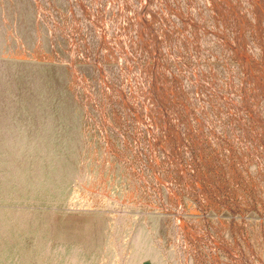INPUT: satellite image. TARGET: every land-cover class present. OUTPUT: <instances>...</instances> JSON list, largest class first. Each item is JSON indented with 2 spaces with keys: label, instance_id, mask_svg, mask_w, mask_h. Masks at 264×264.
Listing matches in <instances>:
<instances>
[{
  "label": "rangeland",
  "instance_id": "obj_1",
  "mask_svg": "<svg viewBox=\"0 0 264 264\" xmlns=\"http://www.w3.org/2000/svg\"><path fill=\"white\" fill-rule=\"evenodd\" d=\"M43 1L30 0L42 2V16L34 9L37 31L21 38L20 24L4 12L17 1L0 0V58L62 72L77 106L76 165L61 174L57 190L37 191L29 202L0 201L8 211L2 220H26L8 234L28 236L0 240V264H264V81L249 68L264 61V0L196 7L173 0L158 17L144 11L145 0H83L88 25L69 31L67 41L60 36L71 14L59 0ZM233 8L258 27L250 34L253 61L243 53ZM163 21L173 22L180 38L213 34L226 54L196 59L201 70L192 91L177 83L193 58L170 30L160 31ZM75 42L84 46L66 62ZM218 92L229 98L227 116L217 110ZM163 95L181 120L166 118ZM254 107L261 117H253ZM3 157L0 150V186Z\"/></svg>",
  "mask_w": 264,
  "mask_h": 264
},
{
  "label": "bare ground",
  "instance_id": "obj_2",
  "mask_svg": "<svg viewBox=\"0 0 264 264\" xmlns=\"http://www.w3.org/2000/svg\"><path fill=\"white\" fill-rule=\"evenodd\" d=\"M16 1L17 4L14 7L8 6V9L4 12L9 14L13 21L20 24L18 36L24 38L36 33L37 28L34 27L33 17L35 15V19H37V13L42 16L43 4L42 2H36L37 5L33 4V6L30 0ZM180 1L185 5L192 4L195 7L204 2V0ZM205 1L208 2L211 0ZM25 2L28 3V6L25 5ZM44 2L48 5L47 0H44ZM172 3L173 0H166L164 2L145 0L144 11L153 17H158L161 12L168 8L171 9L173 7L171 6ZM59 5L67 14H71V26L63 33L64 37L62 35L60 36L61 39L67 41L66 34L73 28H86V25H88V14L85 10L83 0H59ZM73 7H77V9L75 8L76 10L72 11L71 8ZM34 9L37 10V13ZM231 11L232 21L237 20L236 28L239 38L243 41V53L253 61L250 56H254L255 54L256 39L251 38L250 34L253 31H257L258 27L251 20V17L239 15L236 8H233ZM1 17L2 15L0 14V20ZM24 19H29V24H23ZM158 27L161 29L160 31L164 29L170 30L177 40L175 43L180 52H188L193 58L192 62L182 71L181 81L177 83L179 87L186 86L191 91L193 90V80L200 74L201 70L200 64L199 62L197 64L198 60H196L198 57H202L203 59H211L213 57L223 59L226 57L222 46L214 39L213 34L201 36L197 33H190L185 39V37L180 38V35H176L178 33L177 27L173 22L163 21ZM48 29L50 35L55 33L51 27ZM150 40H152V36H150ZM83 46L81 42L70 44V52L68 53L66 62L71 63L73 57L78 52L77 50ZM104 53L110 56V49L108 47L105 48ZM244 66L248 67V65ZM249 68L258 72L255 77L259 81H264V61L261 63L253 61V63H249ZM57 69L55 64L41 66L40 64L32 62L25 63L0 58V139L3 140L2 143L0 142V150L4 153L3 159L7 161V172L0 186V201L29 202L32 201L29 199L31 198L30 196L37 191L43 189L57 190L61 174L68 173V170H73L76 165L74 158L78 147V136L76 134L78 123L74 122L77 117L75 116L73 108L77 106L69 103V92L66 86H64L65 78L61 71L57 73ZM229 73L233 77L238 74V70H231ZM245 76L247 79L252 80L253 74L251 76L245 74ZM231 79L229 78V80ZM110 81L111 79L104 74V85L109 87L111 85ZM206 84L212 92L218 91L216 83H212L206 79ZM218 94L216 95L218 96ZM219 96L216 103L217 110L221 111V116H227L226 111L223 110V106L229 103V98L221 94V92ZM163 99L166 106V118L181 120L182 116L179 111L169 104L166 96L163 95ZM214 112L211 111L210 115L212 116ZM252 115L254 118L261 117L260 108L254 107L252 109ZM79 182L81 183V181ZM10 196H14L13 198L15 200L10 198ZM0 212L8 213L7 210ZM9 215L15 216L13 219L2 220L3 218H0V240L5 237L8 239L27 238L28 236L19 235V232L13 233L12 235L8 234L10 233L9 229L11 226H23L26 221L24 219H17L18 214ZM20 242L17 240V243ZM135 243L137 244V242ZM0 254L6 255V253ZM23 254L28 255L31 252H23ZM27 260L36 263L40 258L28 257ZM52 261L53 263L62 261V258L58 257L56 259L55 257V260Z\"/></svg>",
  "mask_w": 264,
  "mask_h": 264
}]
</instances>
